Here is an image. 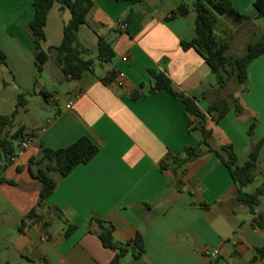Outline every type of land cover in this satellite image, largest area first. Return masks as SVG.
<instances>
[{"label": "crops", "instance_id": "crops-1", "mask_svg": "<svg viewBox=\"0 0 264 264\" xmlns=\"http://www.w3.org/2000/svg\"><path fill=\"white\" fill-rule=\"evenodd\" d=\"M34 1L0 0V49L6 56L5 63L0 60V99L11 97L10 115L19 94L26 95L28 103L11 132L23 126L32 135L25 149L16 140L15 154L0 174V264H111L116 252L104 247L92 218L111 223L117 242L140 234L146 251L143 264H264L253 260L264 246V232L256 223L264 214V196L255 214L239 202L229 170L201 145L200 119L187 111L181 98L153 90L151 71L165 73L173 90L194 99L204 114L217 96L216 75L203 56L182 46L195 37L192 9L170 18L184 0H94L78 33L86 49L83 56L96 58L99 36H104L115 57L107 64L96 62L93 71L74 80L49 54L62 43L71 19L70 9L59 2L48 14L41 44L49 59L37 71L29 28ZM230 1L249 19L238 18L236 28L222 20L216 33L229 42L230 54L240 56L251 38L263 35L264 18L258 16L254 0ZM131 11L143 15L134 37L118 27ZM127 54L130 60L123 62ZM113 69L125 74L120 84L105 80ZM221 96L229 100L230 109L219 122L206 118L210 143L214 148L232 144L238 164L244 165L253 145L264 137V55L249 66L245 84L231 81ZM254 120L257 125L249 136ZM81 137H88L99 152L65 177L49 171L57 186L40 203L41 184L35 176L49 164L38 162L43 147L58 150ZM187 149L200 155L179 168L174 158L186 159ZM262 184L264 144L255 181L243 190L251 193ZM72 224L78 229L65 237ZM206 248L219 249L220 256L209 260ZM125 257L118 264H140L133 256L130 262Z\"/></svg>", "mask_w": 264, "mask_h": 264}, {"label": "trees", "instance_id": "trees-1", "mask_svg": "<svg viewBox=\"0 0 264 264\" xmlns=\"http://www.w3.org/2000/svg\"><path fill=\"white\" fill-rule=\"evenodd\" d=\"M122 1V0H118ZM136 2L137 0H130ZM55 2L61 3L71 11V19L65 25L63 41L59 46L51 47L49 54L53 55L62 73L71 79L78 80L85 71H93L96 62L100 64L110 63L115 57L113 45L104 36H99L96 58H84L86 49L79 42V29L86 23L87 16L94 5V0H35V18L30 23V31L35 44L36 68L38 72L43 70V65L49 59L42 49V41L45 39L44 27L47 23L48 14ZM254 7L258 16L264 18V0H254ZM189 8L195 13V37L189 42H183V49H195L199 52L207 65L217 78V96L209 105L207 113L204 114L196 101L173 90L170 78L162 72L151 71L153 90L166 91L175 97L183 100L187 111L200 119L198 129L203 135L201 145L205 146L208 152L213 153L229 170L231 177L238 186L237 199L246 205L250 212L255 214V207L260 204L264 196V184L257 187L253 192L248 193L243 189L251 185L259 170V160L261 149L264 144V137L255 143L244 165L238 164V155L232 144L214 148L210 139L212 132L206 128V118L210 117L215 122H219L229 111L230 102L221 96V90L231 81L238 85H243L248 80V69L251 63L261 55H264V35L257 39H252L247 46L246 53L240 56L229 53L230 44L226 39L217 36V26L226 17L249 19L242 15L233 7L230 0H186L183 1L172 13L170 18L185 16L189 13ZM143 15L131 11L126 19L127 31L134 37L142 28ZM0 60L6 62V56L0 49ZM106 82L115 78V73L111 72ZM110 79V80H109ZM28 100L25 94H19L17 103L10 115L0 117V152L4 154V162L0 164V174L6 169L16 150V140L23 141L25 128L19 127L15 132L11 130L15 127V118L26 107ZM236 112L242 109L236 103ZM257 125L254 120L249 126V136H252ZM99 152V148L88 138L81 137L68 147L58 150L43 147V156L38 162L49 161L46 170H40L35 176L41 184L40 203L44 202L56 189L57 183L48 175L49 171H56L65 177L69 175L75 167L80 164L90 162ZM187 158H174V164L182 167L191 160L199 157L197 149H187ZM14 184V182H9ZM31 217V216H30ZM91 223L99 227L98 237L104 247L116 252V256L111 264H118L127 254L131 253L133 258L143 264L145 257V244L142 236L137 234L132 241L117 242L114 240V226L97 218H92ZM256 223L264 232V214L260 213L256 218ZM76 225L68 226L65 237L77 230ZM255 261H264V246L258 248Z\"/></svg>", "mask_w": 264, "mask_h": 264}, {"label": "built area", "instance_id": "built-area-1", "mask_svg": "<svg viewBox=\"0 0 264 264\" xmlns=\"http://www.w3.org/2000/svg\"><path fill=\"white\" fill-rule=\"evenodd\" d=\"M119 30L120 31H126L127 30V23L125 20H120L119 21ZM130 60V54H127L125 56H123L122 61L123 62H128ZM112 72L115 73V78L113 79L114 82H116L117 84H120L124 78H125V74L120 71L119 69H113ZM69 109H74V103L71 102L68 105ZM32 143V135L30 133H26L24 135L23 138V144H22V149L28 148ZM13 158V157H12ZM204 255L211 261L216 260L219 256H220V250L217 248H206L204 251Z\"/></svg>", "mask_w": 264, "mask_h": 264}, {"label": "rangeland", "instance_id": "rangeland-1", "mask_svg": "<svg viewBox=\"0 0 264 264\" xmlns=\"http://www.w3.org/2000/svg\"><path fill=\"white\" fill-rule=\"evenodd\" d=\"M223 22L224 23H228V25L230 26V27H232V28H236L237 27V24H238V22L234 19V18H229V17H225L224 19H223ZM263 25H262V33H263V35H264V22L262 23ZM252 39H256V38H251V40ZM234 51V53H239V50H233ZM235 84V83H234ZM7 94H10V91H7ZM9 98L11 99V97H9V95H8V97H7V101H5V99L4 98H1L0 99V115H7V114H9L10 113V107L11 106H13V104H11L10 102H9ZM0 154H1V156L4 158V154L2 153V152H0ZM249 188H251V185L250 186H248L247 188H246V190H249ZM125 260L127 261V262H130V261H132V256L129 254V255H127L126 257H125Z\"/></svg>", "mask_w": 264, "mask_h": 264}]
</instances>
